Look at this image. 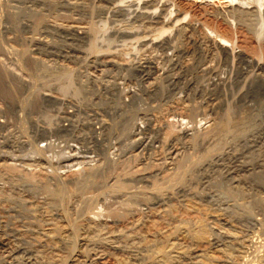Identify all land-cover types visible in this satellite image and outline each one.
I'll return each instance as SVG.
<instances>
[{
    "label": "rangeland",
    "instance_id": "1",
    "mask_svg": "<svg viewBox=\"0 0 264 264\" xmlns=\"http://www.w3.org/2000/svg\"><path fill=\"white\" fill-rule=\"evenodd\" d=\"M6 1L0 0V19H2V21L0 20V84L12 88L15 97L13 95L10 100L0 93L2 94L0 96V221L2 232L0 233H4V237L1 236V238H7L5 241L10 245L20 239L14 234L17 230H20L21 237H24L26 233L29 234L28 228L45 227L51 228V231L54 228H60L59 230L66 232L64 233L66 234L65 240L69 238L67 242H71L72 247L75 246L76 249L78 247L83 248L84 245L80 246L81 241L79 239L81 235L88 233L87 226H89V222L91 225L93 223H108V221L112 222L115 217L120 218L124 215L126 218L123 217V219L125 218V220L127 218L141 219V217L151 220L152 217H149L148 207L142 205V203L140 204L137 200L134 201L133 198L136 195H152L154 192L157 194H182L181 190L184 189L190 192L193 191L192 193L195 194H203L206 190V192L211 190L209 187L205 188V186L211 175L214 177L218 174L215 169L223 170L224 167L226 168L232 163L233 171L235 170L233 173V186H239L240 188L235 189L233 187L234 191H239L242 194H264V98L253 99L245 96V93L251 89L252 77L259 73V78H264V69L248 67L243 70L247 76H242L243 78L240 79L236 77V72H239L237 68L239 67L237 63L238 56L236 55L238 50L242 47V50L246 51L251 57H261L264 61V40H260L263 41L261 43L260 41L256 42V37H253L251 35L253 33L249 32L244 26L236 25L233 21L231 22L233 25H227L221 18L209 14L217 8L227 6L229 0H208V3L202 0H175L176 2L171 3L170 8L167 9L168 16L164 17L165 19H159L161 23L155 17L146 18L140 15L141 10L149 8V11L153 9L152 12H154V9L159 10L161 8L159 5L153 6V8L152 6L143 8L140 3H133L129 0H124L125 2L117 0L113 3L104 2V4H101L103 7L101 5L97 7V5L87 2L90 4L85 3L83 4L84 7L76 6L73 9L62 5L61 7H59L60 5L56 7L46 5H38L37 7L35 5L33 7H37L38 11L40 9L41 16L47 17H43L44 20L40 19L42 24L38 22V19L35 20L36 17L33 19L25 15V17L22 16L19 19L20 24L18 22V24H14L13 22V25L12 14L16 10L14 6L17 3L14 1L15 4H12V0ZM10 4L14 8L10 7ZM5 8L6 10H13L8 12ZM175 10H186L182 15L187 14L179 16V19L175 16ZM155 12L157 11L155 10ZM155 12L152 14H155ZM7 14L9 16H6ZM27 19H30V21ZM8 21L10 22L7 23ZM45 21L47 22L45 23ZM70 23L76 24L75 26H79L80 30H85L89 35L80 39L70 33L58 32L51 27V29L47 27V25H60L63 27ZM35 26L36 28H34ZM25 27L27 28L25 29ZM166 28L169 30L163 32ZM212 29L226 33L231 39L234 37L232 39L234 49L228 44V47L232 50L231 53H233L228 62L223 60L221 49L212 41L219 40L211 32ZM209 33L210 35H208ZM201 36L203 37L201 38ZM89 38L94 40L92 48L88 46ZM9 40L11 41L9 42ZM199 41L204 42H201V44H204L201 46L206 47L204 49L209 48L211 51L208 49L209 54L207 53V57L197 62V43H200ZM101 48L104 50L101 51ZM91 51L92 54H90ZM96 52L97 54H95ZM97 57L102 60L109 59L120 62L125 68H116L115 66L110 68L97 64L98 61L95 60ZM145 57H148L152 64L148 71L140 73L132 68L135 67L133 65H136L138 61L143 60L139 58ZM93 60L97 62L93 63ZM64 68L70 71L73 70L74 77H72L74 79L66 80L67 78L61 77L59 80L55 76V73ZM67 81L71 83L69 82V85H67ZM115 81L117 86L115 91L117 92L114 91L113 94L116 96L102 90V88L104 89L103 86H109ZM108 82L110 83L108 84ZM72 90H74V93ZM75 92H79V94ZM134 92L140 93L142 99L132 102V93ZM104 96L107 98L105 99ZM98 98H102L101 100L104 101L97 100ZM107 99H112L110 101L115 103L114 109H111V111H108L105 107ZM126 102L131 109H129L130 107ZM136 102H138L137 105ZM124 104L125 107H122ZM118 107L121 111L123 109L124 111L121 112ZM119 111L121 113L118 114ZM131 111L136 114L130 113ZM61 116H68L69 118L64 119ZM66 119L67 124L71 121L76 125V128L70 129L71 131L59 130L60 128L56 125L66 124L64 123ZM86 120H93L91 121L92 125L89 123V125H86ZM115 120H122V122L114 123ZM94 122L96 123L94 124ZM126 124L129 127L128 129L125 127ZM138 130L140 135L137 133ZM66 131L68 132L66 133ZM183 131L186 133H182ZM148 135L156 137L154 143L148 144L146 138ZM252 135L258 138L256 139ZM84 138H86V141ZM139 138L143 139L141 144L137 143ZM259 138L260 140H258ZM252 146L253 148H251ZM247 150L249 151L246 152ZM68 152L73 155L77 154L78 158L71 161V164L69 162L64 165V162L60 160ZM242 163L251 166L252 169L242 170L239 166ZM204 176L208 178L205 177V179ZM250 178L255 182L251 181ZM85 179H89V182L86 183ZM238 180L239 182H237ZM174 181L176 184H173ZM83 182L88 185H83ZM203 182H205L204 187ZM244 182L245 184H243ZM45 185L51 189L54 188V185L55 188L60 186L64 190L62 198L55 204L50 195L52 193L45 188ZM180 186L186 188L181 189ZM91 195L92 197H90ZM119 195L122 196L119 197ZM180 197L176 198L179 199L177 200L179 203L176 202V199L173 203L176 205L181 204L183 196ZM201 207L200 205L198 209L191 210L192 212L188 213L189 216L194 220V218L198 219V215L202 213V217L199 219L203 218V221L207 219L205 222L210 223L204 210H202L204 206ZM116 212L120 213L115 215ZM183 214L188 216L186 213ZM71 233H73L72 236ZM256 235H254L253 240L256 243V248L259 249L260 245L258 246L257 243L261 244L264 240L260 238H264V236L258 233V238ZM72 237H75V240H72ZM77 238L78 240H76ZM62 245L64 244L61 241L59 252L63 258H68L72 251L69 249L71 246L64 247ZM249 247H247L248 253L245 252L246 258L250 257V260L252 257L250 262L254 263L253 260L256 257L253 254H258L260 249L254 250L255 247L252 248V245ZM4 249L5 247L0 246V264H6L3 260ZM117 254L127 255L124 252H118ZM104 263L112 264L109 258L108 260L105 259Z\"/></svg>",
    "mask_w": 264,
    "mask_h": 264
},
{
    "label": "bare ground",
    "instance_id": "2",
    "mask_svg": "<svg viewBox=\"0 0 264 264\" xmlns=\"http://www.w3.org/2000/svg\"><path fill=\"white\" fill-rule=\"evenodd\" d=\"M6 1V0H4ZM14 1L17 3L14 7L11 6L12 4H15ZM114 1L117 0H12V4H10V7H13L16 9L13 11L12 14V25L13 22L14 24H18L20 21L19 19L22 18V16L25 17V15L32 17L38 22H40V19L47 17H42V13L36 9L38 5H46L50 7H56L57 5H60L59 7L65 6L68 8L73 9V7L79 6L82 7L83 4H94L101 5L104 2H110L113 3ZM119 1V0H118ZM124 1V0H123ZM128 1V0H127ZM130 2L133 3H140L141 7L147 8L153 6L159 5L161 8L159 10L154 9L157 12L155 14H152L154 12L153 9L149 11V9L141 10L140 15L147 17H155L157 21L159 19H165L164 17L168 16L167 15V9L171 3L176 2L175 0H129ZM181 1V0H180ZM203 2H207L208 0H202ZM7 2V1H6ZM90 2V3H87ZM125 2V1H124ZM4 3V2H2ZM8 3V2H7ZM208 3V2H207ZM6 4V3H5ZM118 4V3H117ZM202 4V3H201ZM4 5V4H3ZM37 6L34 8L33 6ZM106 5V4H105ZM104 5V6H105ZM108 5V4H107ZM110 5V4H109ZM1 6V5H0ZM7 6V5H6ZM102 6V5H101ZM135 6V5H134ZM4 7V6H3ZM84 7V6H83ZM103 7V6H102ZM132 7V6H131ZM137 7V6H135ZM140 7V6H139ZM2 8V7H1ZM101 8V7H100ZM170 8V7H169ZM172 8V7H171ZM183 8V6H182ZM215 8V7H214ZM217 8V7H216ZM215 8V9H216ZM4 9V8H2ZM50 9V8H49ZM56 9V8H55ZM67 9V8H66ZM88 9V8H87ZM114 9V8H113ZM142 9V8H141ZM6 10V8H5ZM4 10V11H5ZM9 10L13 9H8L6 11L9 12ZM51 10V9H50ZM68 10V9H67ZM76 10V9H75ZM95 10V9H94ZM140 10V9H139ZM206 10V9H205ZM176 11V10H175ZM186 11V10H184ZM184 11L177 10L175 12V16L179 17L182 14H184ZM211 11V10H210ZM2 12V11H1ZM52 12V10H51ZM74 12V11H73ZM79 12V11H78ZM85 12V11H84ZM90 12V11H89ZM101 12V11H100ZM137 12V11H136ZM170 12V11H168ZM173 12V11H171ZM41 13V14H40ZM48 13V12H47ZM76 13V12H75ZM9 14V13H8ZM6 16H9V15ZM53 14V13H52ZM51 14V15H52ZM83 14V13H82ZM93 14V13H92ZM132 14V12H131ZM187 13H185L186 15ZM213 17H219L221 18L227 25H230L231 22H235L234 24L236 25H241L242 27L244 26L249 32L253 33L251 34L253 37H256V42H259L260 40H264V0H229V3L227 6L223 8H217L213 13H209ZM208 14V15H209ZM1 15V14H0ZM11 15V13H10ZM56 15V14H55ZM71 15V14H70ZM84 15V14H83ZM90 15V14H88ZM94 15V14H93ZM99 15V14H97ZM182 15V16H185ZM204 15V14H203ZM209 15V16H210ZM41 16V17H40ZM72 16V15H71ZM81 16V15H80ZM136 16V15H135ZM172 16V15H171ZM211 17V16H210ZM10 18V17H9ZM27 18V17H26ZM31 18V19H32ZM63 18V17H62ZM87 18V17H86ZM101 18V17H100ZM170 18V17H169ZM185 18V17H183ZM11 19V20H12ZM25 19V18H24ZM41 19V20H42ZM85 19V18H84ZM168 19V18H167ZM180 19V17H179ZM209 19V18H208ZM217 19V18H216ZM220 19V20H221ZM2 21V19H0ZM6 20V18H5ZM9 20V19H8ZM30 21V19H27ZM34 20V22H35ZM46 20V19H45ZM79 20V19H78ZM147 20V19H146ZM195 20V19H193ZM32 21V20H31ZM64 21V20H63ZM8 21L7 23H9ZM18 22V23H17ZM22 22V21H21ZM47 21H45L46 23ZM79 22V21H78ZM151 22V21H150ZM160 22V21H159ZM164 22V21H163ZM204 22V21H203ZM32 23V22H31ZM36 23V22H35ZM68 23V22H67ZM161 23V22H160ZM20 24V23H19ZM34 24V23H33ZM38 24V23H36ZM42 24V23H41ZM188 24V23H187ZM10 25V24H9ZM22 25V24H21ZM24 25V24H23ZM35 25V24H34ZM46 25V24H44ZM43 25V26H44ZM76 25V24H75ZM73 23H70L66 26H50L47 25L48 28H53L58 32H66L70 33L73 36L81 38L87 37L89 35L85 30H80L77 26H75ZM233 25V24H231ZM17 26V25H16ZM37 26V25H36ZM36 26L34 28H36ZM150 26V25H149ZM161 26V25H160ZM171 26V25H170ZM205 26V25H204ZM38 27V26H37ZM169 27V26H168ZM187 27V26H184ZM196 27V26H195ZM206 27V26H205ZM213 27V26H212ZM8 28V26H7ZM15 28V27H14ZM27 27H25L26 29ZM50 28V29H51ZM160 28V27H159ZM162 28V27H161ZM173 28V27H172ZM32 29V28H31ZM44 29V28H43ZM164 29V28H162ZM168 28H166L164 31H166ZM195 29V28H194ZM5 30V29H4ZM30 30V29H28ZM54 30V31H55ZM95 30V29H94ZM157 30V29H156ZM161 30V29H159ZM169 30V29H168ZM185 30V29H184ZM192 30V29H190ZM220 30V29H218ZM44 31V30H43ZM55 31V32H56ZM84 31V32H83ZM162 31V30H161ZM176 31V30H175ZM201 31V30H200ZM29 32V31H28ZM37 32V31H36ZM183 32V31H182ZM213 32L212 34L217 36L219 40L215 41L212 40L217 46L221 49L220 52H222L223 60L225 62H228L230 57L232 56L233 53H231V49L228 47V44L232 46L234 49V44H233V38L229 37L226 33L223 32H217L214 29L211 30ZM210 32V33H211ZM14 33V32H13ZM21 33V32H20ZM35 33V32H34ZM160 33V32H159ZM162 33V32H161ZM178 33V32H177ZM203 33V32H202ZM210 33L208 35H210ZM29 34V33H28ZM130 34V33H129ZM175 34V33H174ZM179 34V33H178ZM205 34V33H204ZM24 35V34H23ZM33 35V34H32ZM154 35V34H153ZM191 35V34H190ZM255 35V36H254ZM184 36V35H183ZM233 36V35H232ZM25 37V36H24ZM203 36H201L202 38ZM211 37V36H210ZM173 38V37H172ZM189 38V37H188ZM10 39V38H9ZM39 39V38H38ZM77 39V38H75ZM144 39V38H143ZM147 39V38H146ZM197 39V38H196ZM205 39V38H204ZM209 39V38H207ZM213 39V38H212ZM215 39V38H214ZM3 40V39H2ZM123 40V39H122ZM200 40V39H199ZM11 40H9L10 42ZM30 41V40H29ZM86 41V39H85ZM182 41V40H181ZM210 41V40H209ZM79 42V41H78ZM195 42V41H194ZM200 42V41H199ZM203 42V41H201ZM197 43L198 47V61L204 59L207 57L208 49L204 46V44ZM207 42V41H206ZM263 41H260V43ZM1 43V41H0ZM94 40L88 39V46L89 48H92L94 46ZM142 43V42H141ZM204 43V42H203ZM210 43V42H208ZM207 43V44H208ZM84 44V43H83ZM148 44V43H147ZM171 44V43H170ZM213 44V43H212ZM165 45V44H164ZM175 45V44H173ZM211 45V44H210ZM157 46V45H156ZM170 46V45H169ZM168 46V47H169ZM209 46V45H208ZM216 46V47H217ZM38 47V46H37ZM109 48V46H108ZM218 48V49H219ZM13 49V48H12ZM62 49V48H61ZM95 49V48H94ZM100 49V48H99ZM114 49V48H113ZM162 49V48H161ZM34 50V49H33ZM87 50V48H86ZM104 50L101 48V51ZM107 50V49H106ZM183 50V49H182ZM99 51V50H97ZM112 51V50H111ZM116 51V50H115ZM194 51V50H192ZM196 51V50H195ZM209 51H211L209 49ZM61 53V52H60ZM72 53V52H71ZM83 53V52H82ZM101 53V52H100ZM119 53V52H117ZM122 53V52H121ZM141 53V52H140ZM214 53V51H213ZM89 54V53H88ZM92 54V51L91 53ZM94 54V53H93ZM97 54V52L95 53ZM94 54V55H95ZM149 54V53H148ZM171 54V53H170ZM193 54V53H192ZM209 54V53H208ZM211 54V53H210ZM157 55V54H156ZM195 55V54H193ZM238 70L237 71V79H240L242 76L246 75V72L243 70L247 69L248 67L250 68H260L264 69V61L261 59V57L258 58H253L249 54L244 52L241 49L238 50ZM221 56V55H220ZM132 57V56H131ZM149 57V56H148ZM139 58L143 59L137 62L136 65H133L135 67V70L139 71L140 73L146 72L149 70L151 67V60L148 58ZM155 57V56H154ZM159 57V56H158ZM167 57V56H166ZM127 59V58H126ZM169 59V58H168ZM180 59V58H179ZM94 62L99 63L100 65H103L105 67H110L114 68H125L120 62H116L114 60H102L99 59L98 57L95 58ZM128 60V59H127ZM133 60V59H131ZM157 60V59H156ZM165 60V59H164ZM123 61V60H121ZM183 61V60H182ZM211 61V60H210ZM234 61V60H233ZM136 62V61H135ZM209 62V61H208ZM231 62V61H230ZM192 63V61H191ZM134 64V63H133ZM178 64V63H176ZM188 64V63H187ZM225 64V63H224ZM94 65V64H92ZM180 65V64H179ZM237 65V64H236ZM96 66V65H95ZM191 66V64H190ZM197 66V65H196ZM154 67V66H153ZM192 67V66H191ZM221 67V66H220ZM127 68V67H126ZM180 68V67H179ZM214 68V67H213ZM232 68V67H231ZM236 68V69H237ZM127 69H131L128 67ZM183 69V68H182ZM189 69V68H187ZM197 69V68H196ZM254 69V68H253ZM99 70V69H98ZM207 70V68H206ZM212 70V69H211ZM210 70V71H211ZM214 70V69H213ZM252 70V69H251ZM128 71V70H127ZM220 71V70H219ZM248 71V70H246ZM95 72V71H94ZM110 72V71H109ZM112 72V71H111ZM123 72V71H122ZM215 72V71H214ZM150 73V71H149ZM161 73V72H160ZM181 73V72H180ZM203 73V72H202ZM245 73V74H244ZM251 73V72H250ZM54 74V73H53ZM73 70H68V69H61V71H58L55 73V76L57 78L65 77L67 78L66 80H69L70 78H73ZM103 74V73H102ZM123 74V73H122ZM121 74V75H122ZM125 74V73H124ZM133 74V73H132ZM139 74V73H138ZM204 74V73H203ZM212 74V73H210ZM215 74V73H214ZM244 74V75H243ZM254 74V73H253ZM147 75V74H146ZM184 75V74H183ZM208 75V74H207ZM259 73L254 75L251 79V89H249L245 94V96H249L253 99H261L264 98V87H263V82L264 78L260 77L259 78ZM73 76V77H72ZM119 76V75H118ZM124 76V75H123ZM126 76H128L126 74ZM145 76V75H144ZM185 76V75H184ZM188 76V75H187ZM212 76V75H211ZM247 76V75H246ZM115 77V75H114ZM139 77V76H138ZM222 77V76H221ZM116 78V77H115ZM141 78V76H140ZM186 78V77H185ZM243 78V77H242ZM74 79V78H73ZM87 79V77H86ZM119 79V78H118ZM117 79V80H118ZM177 79V78H176ZM236 79V78H235ZM60 80V79H59ZM80 80V79H79ZM115 80V79H114ZM133 80V79H132ZM175 80V79H174ZM179 80V79H178ZM190 80V79H188ZM225 80V79H224ZM63 81V80H62ZM222 81V80H221ZM70 81H67V85H69ZM73 82V80H72ZM79 82V81H78ZM107 82V81H106ZM121 82V81H118ZM139 82V81H138ZM170 82V81H169ZM199 82V81H198ZM71 83V82H70ZM110 82H108L109 84ZM177 83V82H176ZM195 83V82H194ZM216 83V82H215ZM65 84V83H64ZM191 84V83H190ZM240 84V83H239ZM62 85V84H61ZM60 85V86H61ZM99 85V84H98ZM131 85V84H130ZM148 85V84H147ZM184 85V84H183ZM194 85V84H193ZM222 85V84H221ZM59 86V87H60ZM182 86V85H181ZM188 86V85H187ZM192 86V85H191ZM66 87V86H65ZM72 87V86H71ZM82 87V85H80ZM104 89L102 88L103 91L110 92L111 94L117 92L115 91L117 86H116V81L111 83L109 86L105 85L103 86ZM131 87V86H130ZM142 87V86H140ZM148 87V86H147ZM146 87V88H147ZM155 87V86H154ZM153 87V88H154ZM170 87V86H169ZM174 87V85H173ZM183 87V86H182ZM181 87V89H182ZM197 87V86H196ZM201 87V86H200ZM62 88V87H60ZM75 88V87H74ZM73 88V89H74ZM79 88V87H78ZM120 88V87H119ZM192 88V87H191ZM82 89V88H81ZM124 89V88H123ZM144 89V88H143ZM151 89V88H150ZM60 90V89H59ZM63 90V88H62ZM75 90V89H74ZM74 90L73 93H74ZM125 90V89H124ZM142 90V89H140ZM153 90V89H152ZM190 90V89H189ZM65 91V90H64ZM80 91V90H79ZM115 91V92H114ZM120 91V90H119ZM122 91V90H121ZM150 91V90H149ZM62 92V91H61ZM77 92V91H76ZM75 92V93H76ZM145 92V91H144ZM0 93H2L5 98L12 99L14 95V91L12 88H7L0 84ZM47 93V92H46ZM119 93V92H118ZM131 93V92H130ZM142 93V92H141ZM154 93V92H153ZM195 93V92H194ZM0 94V96L2 95ZM76 94H79L76 93ZM143 94V93H142ZM166 94V93H165ZM110 95V94H107ZM115 94H113L114 96ZM118 95V94H117ZM133 98L132 102L137 101L142 99V95L140 93L134 92L132 93ZM144 95V94H143ZM150 95V94H149ZM56 96V95H55ZM75 96V95H74ZM116 96V95H115ZM146 96V95H145ZM164 96V95H163ZM174 96V94H173ZM15 97V95H14ZM46 97V96H45ZM49 97V96H48ZM105 97V96H104ZM103 97V98H104ZM119 97V96H117ZM244 97V95H243ZM58 98V97H57ZM107 97H105L106 99ZM110 98V97H109ZM128 98V97H127ZM144 98V97H143ZM153 98V97H152ZM50 100L49 98H45ZM54 99V98H53ZM59 99V98H58ZM102 98H98L97 100H101ZM121 99V98H119ZM9 100V101H10ZM55 100V99H54ZM57 100V99H56ZM75 100V99H74ZM91 100V99H89ZM112 99H107L106 106L103 104V106L107 107L108 111H111V109H114V104ZM117 100V99H114ZM149 100V99H148ZM153 100V99H152ZM156 100V99H155ZM29 101V100H27ZM26 101V102H27ZM52 101V100H51ZM62 101V100H61ZM104 101V100H101ZM106 101V100H105ZM118 101V100H117ZM144 101V100H141ZM24 102V101H23ZM58 102V101H57ZM56 102V103H57ZM115 102V101H114ZM125 102V101H124ZM131 102V103H132ZM147 102V101H145ZM144 102V104H146ZM176 102V101H175ZM59 103V102H58ZM98 103V102H97ZM102 103V102H101ZM100 103V104H101ZM119 103V102H117ZM138 102H136L137 105ZM24 104V103H23ZM22 104V105H23ZM61 104V102L59 103ZM64 104V103H63ZM89 104V103H88ZM92 104V103H91ZM96 104V103H94ZM126 104L129 106V104L126 102ZM133 104V103H132ZM130 104V105H132ZM142 104V103H141ZM148 104V103H147ZM172 104V103H171ZM79 105V104H78ZM121 105V104H120ZM126 105V106H127ZM135 105V106H136ZM150 105V104H149ZM118 106V105H117ZM134 106V107H135ZM154 106V105H153ZM14 107V106H11ZM79 107V106H78ZM93 107V106H92ZM116 107V106H115ZM125 107V104L124 106ZM130 107V106H129ZM148 107V106H147ZM10 108V107H9ZM75 108V107H74ZM87 108V107H86ZM119 108V107H118ZM138 108V107H137ZM16 109V108H15ZM69 109V108H68ZM116 109V108H115ZM120 109V108H119ZM126 109H128L126 107ZM131 109V107L129 108ZM133 109V108H132ZM136 109V108H134ZM147 109V108H144ZM95 110V109H94ZM93 110V111H94ZM118 110V109H116ZM96 111V110H95ZM121 111V109H120ZM124 111V109L121 111ZM126 111V110H125ZM129 111V110H127ZM140 111V109H139ZM144 111V110H142ZM78 112V111H77ZM98 112V111H97ZM184 112V111H183ZM74 113V112H73ZM72 113V114H73ZM83 113V112H82ZM91 113V112H89ZM126 113V112H125ZM129 113V112H127ZM130 113H135V112H130ZM129 113V115H131ZM147 113V112H146ZM60 114V113H58ZM70 114V113H69ZM84 114V113H83ZM92 114V113H91ZM116 113V115H118ZM136 114V113H135ZM154 114V113H153ZM190 114V112H189ZM76 115V114H74ZM78 115V114H77ZM85 115V114H84ZM93 115V114H92ZM100 115V114H99ZM122 115V114H121ZM120 115V116H121ZM169 115V113H168ZM183 115V113H182ZM65 116V115H64ZM62 118H69L68 116ZM72 116V115H71ZM94 116V115H93ZM125 116V115H122ZM138 116V115H135ZM187 116V115H186ZM77 117V116H75ZM86 117V116H85ZM132 117H134L132 115ZM71 118V117H70ZM91 118V117H90ZM89 118V119H90ZM123 118V117H122ZM125 118V117H124ZM130 118V117H129ZM127 118L129 121L131 119ZM136 118V117H135ZM146 118V117H145ZM75 119V118H74ZM71 119V120H74ZM77 119V118H76ZM80 119V118H79ZM116 119V118H115ZM138 119V118H137ZM183 119V118H182ZM189 119V118H188ZM70 120V119H69ZM68 120V121H69ZM94 120V119H93ZM93 120H86L87 123L86 125H92L91 121ZM126 120V121H128ZM148 120V119H147ZM156 120V118H155ZM162 120V119H161ZM66 123L67 119L64 120ZM80 121V120H78ZM100 121V120H99ZM125 121V120H123ZM133 121V120H132ZM183 121V120H181ZM3 122V121H2ZM76 122V121H75ZM82 122V121H81ZM110 122V121H109ZM114 122V121H112ZM116 122H122V120H115L114 123ZM58 123V122H57ZM89 123V124H88ZM96 122H94L95 124ZM98 123V122H97ZM130 124L129 122H127ZM157 123V122H156ZM59 124V123H58ZM152 124V123H151ZM155 124V123H154ZM195 124V123H194ZM98 125V124H97ZM101 125V124H100ZM105 125V124H104ZM109 125V124H108ZM113 126V124H111ZM117 125V124H115ZM121 125V124H118ZM107 126V125H106ZM128 125L126 124V129ZM196 126V125H195ZM56 127H59V130H70V129H75L76 125L69 121L67 124H62ZM90 127V126H89ZM122 127V126H121ZM123 127V128H125ZM153 127V126H152ZM156 127V126H154ZM164 127V126H163ZM263 127V126H262ZM108 128V127H107ZM118 128V127H117ZM145 128V127H144ZM143 128V129H144ZM159 129V127H157ZM79 129V128H77ZM97 129V128H96ZM104 129V128H103ZM103 129H101L103 131ZM122 129V128H121ZM124 129V130H126ZM147 129V128H146ZM200 129V128H199ZM48 130V129H47ZM53 130V129H52ZM57 129V131H59ZM88 130V129H87ZM91 130V129H90ZM114 130V129H113ZM137 130V129H136ZM141 130V129H139ZM138 130L137 133L140 135V131ZM157 130V129H156ZM184 130V129H183ZM44 131V130H43ZM41 131V132H43ZM71 131V130H70ZM93 131V130H92ZM122 131V130H121ZM127 131V130H126ZM129 131V130H128ZM53 132V131H52ZM56 132V130H55ZM68 131H66L67 133ZM75 132V131H74ZM71 132V133H74ZM78 132V131H76ZM100 132V131H99ZM146 132V131H145ZM177 132V131H176ZM175 132V133H176ZM180 132V131H179ZM193 132V131H192ZM257 132V131H256ZM61 133V132H60ZM80 133V132H78ZM88 133V132H87ZM97 133V132H96ZM101 133V132H100ZM157 133V132H156ZM181 133V132H180ZM186 133V132H182ZM58 134V133H57ZM64 134V133H63ZM77 134V133H76ZM75 134V135H76ZM92 134V133H91ZM110 134V133H109ZM150 134V133H149ZM52 135V134H51ZM80 135V134H79ZM97 135V134H96ZM95 135V136H96ZM107 135V134H105ZM147 135V134H146ZM6 136V135H5ZM54 136V135H52ZM94 136V137H95ZM116 136V135H115ZM119 136V135H118ZM126 136V135H125ZM143 136V135H142ZM141 136V137H142ZM254 136V135H252ZM42 137V136H41ZM59 137V136H58ZM62 137V136H60ZM81 137V136H80ZM140 137V136H139ZM161 137V136H160ZM255 137V136H254ZM56 138V137H55ZM67 138V137H66ZM71 138V137H70ZM125 138V137H124ZM138 138V137H137ZM147 141L149 143H154L156 140V137H152L148 135ZM256 139L258 137H255ZM254 138V139H255ZM63 139V138H62ZM78 139V138H77ZM94 139V138H93ZM211 139V138H210ZM252 139V140H254ZM51 140V139H50ZM67 140V139H66ZM74 140V139H73ZM81 140V139H79ZM83 140V139H82ZM86 141V138H84ZM83 140V141H84ZM109 140V139H108ZM176 140V139H175ZM209 140V139H208ZM260 140V138L258 139ZM96 141V140H95ZM143 139L139 138L137 143L141 144ZM146 141V140H145ZM159 141V140H158ZM256 142V140H254ZM20 142V141H19ZM47 142V141H46ZM90 142V141H89ZM123 142V141H122ZM125 142V141H124ZM128 142V141H127ZM133 142V141H132ZM253 142V141H251ZM23 143V142H22ZM54 143V142H53ZM57 143V142H56ZM81 143V142H80ZM86 143V142H85ZM100 143V142H99ZM104 143V142H103ZM112 144L111 142H109ZM146 143V142H145ZM208 143V142H207ZM248 143V142H246ZM258 143V142H257ZM147 144V145H148ZM184 144V143H183ZM254 144V143H253ZM259 144V143H258ZM49 145V143H48ZM75 145V143H74ZM81 145V144H80ZM90 145V144H89ZM122 145V144H121ZM136 145V144H135ZM152 145V144H150ZM155 145V144H154ZM214 145V144H213ZM249 145V144H248ZM13 146V145H12ZM54 146V145H53ZM94 146V145H93ZM97 146V145H96ZM100 146V145H98ZM138 146V145H137ZM162 146V144H161ZM70 147V146H69ZM106 147V145H105ZM109 147V146H107ZM117 147V146H115ZM151 147V146H150ZM155 147V146H154ZM158 147V146H157ZM156 147V148H157ZM165 147V146H164ZM173 147V146H172ZM47 148V147H46ZM84 148V147H83ZM94 148V147H93ZM98 148V147H97ZM114 148V147H112ZM152 148V147H151ZM246 148V147H245ZM249 148V146H248ZM253 148V146L251 147ZM88 149V148H87ZM107 149V148H106ZM116 149V148H115ZM168 149V148H167ZM207 149V148H206ZM42 150V149H41ZM44 150V149H43ZM46 150V149H45ZM53 150V149H52ZM75 150V149H73ZM165 150V149H164ZM184 150V149H183ZM211 150V149H210ZM217 150V149H216ZM99 151H101L99 149ZM107 151V150H106ZM170 151V150H169ZM201 151V150H200ZM244 151V150H243ZM247 150L246 152H248ZM40 152V151H39ZM71 152V151H70ZM85 152V150H84ZM119 152V151H118ZM134 152V151H133ZM147 152V151H146ZM73 153V152H71ZM64 154L63 157L61 158L60 161L64 162V165L73 160H77V152L75 153L76 155L73 154ZM108 153V152H107ZM120 153V152H119ZM143 153V152H142ZM141 153V154H142ZM164 153V152H163ZM231 153V152H230ZM40 154V153H39ZM98 154V153H96ZM109 154V153H108ZM115 154V153H114ZM232 154V153H231ZM246 155V154H245ZM60 156V155H59ZM62 156V155H61ZM114 156V155H113ZM124 156V155H123ZM162 156V155H161ZM22 157V156H20ZM28 157V156H27ZM32 157V156H31ZM57 157V156H56ZM160 157V156H159ZM52 158V157H49ZM48 158V159H49ZM84 158V156H83ZM113 158V157H112ZM115 158V156H114ZM47 159V158H46ZM90 159V158H89ZM213 159V158H212ZM226 159V158H225ZM229 159V158H228ZM79 160V159H78ZM82 160V159H81ZM87 160V159H86ZM95 160V159H94ZM175 160V159H174ZM180 160V159H179ZM244 160V159H243ZM26 161V160H25ZM47 161V160H46ZM98 161V160H97ZM96 161V162H97ZM182 161V160H181ZM215 161V160H214ZM217 161V160H216ZM226 161V160H225ZM59 162V161H58ZM77 162V161H76ZM90 162V161H89ZM161 162V161H160ZM178 162V161H177ZM176 162V163H177ZM202 162V161H201ZM205 162V161H204ZM210 162V160H209ZM224 162V161H223ZM264 162V161H263ZM31 163V162H30ZM62 163V162H61ZM79 163V162H78ZM159 163V162H158ZM226 163V162H225ZM231 163V162H229ZM246 163V162H245ZM204 164V163H203ZM202 164V165H203ZM208 164V163H207ZM49 165V164H48ZM75 165V164H74ZM171 165V164H170ZM213 165V164H212ZM218 165V164H217ZM224 165V164H223ZM222 165V167H224ZM253 165V164H252ZM73 166V165H72ZM216 166V165H214ZM220 166V165H219ZM242 170H247V169H252L251 166H248L247 164H240L239 165ZM261 166V165H260ZM46 167V166H45ZM209 167V166H208ZM221 167V166H220ZM49 168V167H48ZM175 168V167H174ZM254 168V167H253ZM56 169V168H55ZM177 170L179 168H176ZM45 170V169H44ZM166 170V169H164ZM187 170V169H186ZM184 170V171H186ZM217 170L218 174L212 177L210 174H208L210 177L204 176V178H208V181H206V186L205 188L209 187L211 190L208 188V192L205 191L203 194H195L192 193L188 190H181L186 187H181L180 190L182 194H157L154 192L152 195L148 194H139L136 195L133 199L134 201L137 200L142 203V205H145L149 209V217L151 216L152 219L148 220L146 217H141V219H126L125 220V215L120 217V218H114L112 222H103L101 224H92L91 223L87 226L88 227V233L81 235L80 241L81 245H84L83 248L78 247L77 249L73 246V244H70L71 242H67L68 239L65 240L66 237V232L63 230H59L60 228H54L56 230H52L51 228H28L27 230L29 231V234L21 237L22 233L20 230H15L16 232L14 233L17 238H20L17 242H14V244L10 245L5 239L7 238H1L4 237V233H0V246L5 247V251L3 253V260L6 264H101L104 263V260L108 258L111 259L112 264H264V241L261 242V244L257 245L259 246V249L256 248V243H254L253 237L254 235L261 234L264 236V194H242L239 191H234L233 187L235 189H240L239 186H233V163L230 166H227L226 168L224 167L223 170L220 169H215ZM56 171V170H54ZM202 171V169H201ZM209 171V170H208ZM207 171V172H208ZM140 172V171H139ZM203 172V171H202ZM211 172V171H210ZM216 172V173H217ZM160 173V172H159ZM245 173V172H244ZM56 174V173H55ZM123 174V173H122ZM127 174V173H125ZM137 174V173H135ZM155 174V173H154ZM180 174V173H179ZM116 175V174H115ZM124 175V174H123ZM177 175V174H176ZM183 176V174L181 173ZM127 176V175H126ZM147 177V176H146ZM181 177V176H180ZM184 177V176H183ZM182 177V178H183ZM118 178V177H117ZM148 178V177H147ZM152 178V177H151ZM205 178V179H206ZM133 179V178H132ZM136 179V178H135ZM153 179V178H152ZM158 179V178H157ZM180 179V178H179ZM178 179V180H179ZM235 179V178H234ZM50 180V178H49ZM48 180V181H49ZM61 180V179H60ZM86 180V179H85ZM121 180V179H120ZM119 180V182H120ZM171 180V179H170ZM169 180V181H170ZM176 180V179H175ZM181 180V179H180ZM184 180V179H182ZM251 181H254L253 179L250 178ZM76 181V180H75ZM82 181V179H81ZM111 181V180H110ZM243 181V180H242ZM241 181V182H242ZM74 182V181H73ZM89 182V179L86 180V183ZM117 182V181H116ZM118 182V183H119ZM178 182V181H176ZM184 182V181H180ZM239 182V180L237 181ZM255 182V181H254ZM56 183V182H55ZM63 183V182H62ZM76 183V182H75ZM81 183V182H80ZM170 183V182H169ZM236 183V182H235ZM45 184V183H44ZM61 184V182H60ZM82 184V183H81ZM173 184H176L175 181ZM189 184V182H188ZM242 184V183H241ZM245 184V182L243 183ZM48 185V184H47ZM47 185H45V188L51 192L50 194L52 196V201L55 204L60 198H62V194H64V190L60 187L57 186L55 188H47ZM57 185V184H56ZM65 185V184H63ZM62 185V187H63ZM79 185V184H78ZM83 185H88L83 182ZM169 185V184H168ZM182 185V184H181ZM198 185V184H197ZM205 185V182H203V187ZM50 186V184H49ZM48 186V187H49ZM52 186V185H51ZM80 186V185H79ZM149 186V185H148ZM65 187V186H64ZM139 187V186H138ZM157 187V186H156ZM159 187V186H158ZM166 187V186H164ZM248 187V186H247ZM251 187V186H250ZM163 188V187H161ZM194 188V186H192ZM45 189V190H46ZM133 189V188H132ZM190 189V187H189ZM46 190V191H47ZM178 190V189H176ZM179 190V192H180ZM202 190V189H201ZM137 191V190H136ZM177 192V191H175ZM180 192V193H181ZM143 193V192H142ZM163 193V192H162ZM202 193V192H201ZM262 193V192H261ZM130 194V193H129ZM132 194V193H131ZM138 194V193H137ZM47 195V194H46ZM76 195V194H75ZM135 195V194H134ZM85 196V195H84ZM89 196V195H88ZM94 196H96L94 194ZM93 196V197H94ZM122 195H119V197ZM126 196V195H125ZM179 196H183L181 204L176 205L173 203L176 198ZM92 197V195L90 196ZM124 197V196H123ZM180 197V198H181ZM32 198V197H31ZM99 198V197H98ZM111 198V197H109ZM125 198V197H124ZM88 199V198H87ZM96 199V198H95ZM102 199V198H101ZM66 200V199H65ZM83 200V199H82ZM89 200V199H88ZM99 200V199H98ZM179 199H176V202ZM61 202V201H60ZM89 202V201H88ZM96 202V201H95ZM103 202V201H102ZM126 202V201H125ZM128 202V201H127ZM130 202V201H129ZM85 203V202H84ZM61 204V203H60ZM66 204V203H65ZM86 204H88L86 202ZM117 204V203H116ZM132 204V203H129ZM134 204V203H133ZM132 204V205H133ZM81 205V204H80ZM97 205V204H96ZM128 205V204H127ZM200 205L204 208L205 216L210 220V223L205 222L206 220H202L203 218L199 219L202 217L201 215H198L199 218L194 220L189 216V212L194 209H198ZM31 206V205H30ZM53 206V205H52ZM87 206V205H86ZM99 206V205H98ZM113 206V205H112ZM68 207V206H67ZM73 208V207H72ZM126 208V207H125ZM59 209V208H58ZM75 209V208H74ZM102 209V208H101ZM111 209V208H110ZM129 209V208H128ZM144 209V208H143ZM146 209V208H145ZM46 210V209H45ZM55 210V209H54ZM63 210V209H62ZM84 210V209H83ZM97 210V209H96ZM103 210V209H102ZM114 210V209H113ZM120 210V209H119ZM125 210V209H124ZM140 210V209H139ZM69 211V210H68ZM129 211H131L129 209ZM148 211V210H147ZM60 212V211H59ZM85 212V211H84ZM89 212V211H88ZM109 212V211H108ZM132 212V211H131ZM134 212V211H133ZM192 212V211H191ZM196 212V211H194ZM45 213V212H44ZM106 213V212H105ZM120 213V212H118ZM116 212L115 215H118ZM146 213V211H145ZM186 213L188 216H185ZM95 214V213H94ZM114 214V213H113ZM133 214V213H132ZM199 214V213H198ZM120 215V214H119ZM194 215V214H192ZM133 216V215H132ZM197 216V214H196ZM66 217V216H65ZM78 217V216H77ZM123 217H125L123 219ZM135 217V216H133ZM148 217V216H147ZM96 218V217H94ZM108 218V217H107ZM82 219V218H81ZM99 219V218H98ZM112 219V218H111ZM32 220V219H31ZM37 221V220H35ZM67 221V220H66ZM38 222V221H37ZM56 224V223H55ZM51 225V224H50ZM54 225V224H53ZM59 225V224H58ZM81 225V224H80ZM3 227V226H2ZM34 227V226H33ZM38 227V225H37ZM54 227V226H53ZM62 227V226H61ZM62 229V228H61ZM74 229V228H73ZM80 230V229H79ZM55 231V232H54ZM84 231V230H83ZM0 232L1 230V221H0ZM85 232V231H84ZM73 233L70 235L72 236ZM79 235V234H77ZM256 237L259 238V235ZM6 236V233H5ZM68 236V235H67ZM74 236V235H73ZM77 237V236H76ZM74 238V239H73ZM10 239V237H9ZM263 239L264 238H260ZM71 240V239H70ZM72 240H75V237H72ZM78 240V238L76 239ZM256 240V238H255ZM63 242L64 247H67L68 245L71 246L69 248L71 251L70 255L67 257L62 256V254L59 252L60 242ZM79 241V242H80ZM260 241V240H258ZM69 243V244H68ZM62 244V243H61ZM252 248L258 249L259 253L258 254H253L254 257H256L253 261L254 263H251L252 257L249 260V258H246L247 255L245 252L248 253L247 247L251 246ZM255 245V246H254ZM101 247V248H100ZM74 248V249H72ZM100 248V249H99ZM104 248V250H103ZM250 248V247H249ZM247 250V251H246ZM250 250V249H249ZM253 250V249H252ZM118 252H124L127 255L123 256L124 254L118 255ZM258 252V251H257ZM256 253V252H255ZM251 255V254H250ZM67 256V255H66ZM66 258V259H65ZM108 263V262H107ZM105 264V263H104Z\"/></svg>",
    "mask_w": 264,
    "mask_h": 264
}]
</instances>
